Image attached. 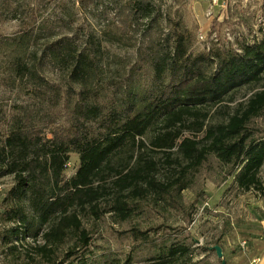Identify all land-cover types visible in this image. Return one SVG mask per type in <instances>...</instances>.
Masks as SVG:
<instances>
[{
    "label": "trees",
    "instance_id": "1",
    "mask_svg": "<svg viewBox=\"0 0 264 264\" xmlns=\"http://www.w3.org/2000/svg\"><path fill=\"white\" fill-rule=\"evenodd\" d=\"M58 1L0 0V17L18 23L17 76L26 79L41 100L49 95L47 90L56 92L48 88L47 78L40 70L43 66L64 71L70 83L80 89L79 103L70 114L68 127L45 130L35 121L22 118L0 148V166L16 181L11 192L14 203L3 214L4 220L15 226L0 232V255L5 257L8 253L7 244L30 237L25 201L42 227L54 221L43 233L41 253L51 252V243L63 244L70 235H78L87 247L90 239L81 220L69 212L74 207L94 205L103 197L93 184L109 172L117 177L114 186L118 196L113 210L123 219H128L131 211L128 194L143 199L154 193L158 200H166L173 191L187 189L185 179L211 156L236 169L235 181L242 191L255 190L264 198V134L256 136L259 132L252 126L255 119L264 116V87L223 121L208 123L214 107L264 79V37L258 42L243 43L238 51L217 53L215 72L205 75L200 68L214 62L212 55H190L187 32L181 31L180 24L173 23L168 30L162 27L164 14L157 0H78L122 34H131L139 41L138 70H150L153 75V86L143 108L139 109L133 101L138 96L128 93L119 107L107 110L97 100L98 90L92 86L105 56L101 40L88 26H80L72 19L59 17L46 26L40 22L38 10ZM27 47L31 49L30 64L22 60ZM158 123L162 130L151 142L152 151L172 155L177 150L187 162L181 175L167 184L158 182L156 164L144 156L137 158L131 168L114 170V157L131 144L142 151L143 137ZM185 131L194 138L185 137ZM71 154L79 156L80 168L66 180L64 174ZM137 234L147 236L146 232L132 230L133 238ZM12 248L18 250L15 244ZM78 248L75 246L68 257L77 256ZM189 254L186 246L161 248L157 264H187ZM76 259L72 264H89L87 258Z\"/></svg>",
    "mask_w": 264,
    "mask_h": 264
},
{
    "label": "rangeland",
    "instance_id": "2",
    "mask_svg": "<svg viewBox=\"0 0 264 264\" xmlns=\"http://www.w3.org/2000/svg\"><path fill=\"white\" fill-rule=\"evenodd\" d=\"M157 1L164 14L162 27L168 30L173 23H179L181 31L187 32L190 55H212L214 62L200 68L205 75L215 72L217 53L238 51L243 43L258 42L264 37V0H218V5L214 0ZM82 4L78 0H59L38 10L40 22L46 26L48 21L65 17L80 26H88L105 50L103 65L92 83L98 90L97 100L110 110L119 107L123 100H127L128 93H132L138 96L133 99L135 104L139 109L143 108L153 86V75L150 70H138L139 41L131 34H122L97 11ZM18 31V23L0 17V148L10 130L20 125L18 120L30 119L45 130L68 127L70 114L79 103V86L70 83L68 75L58 68L50 65L40 68L47 78L48 88L56 90L54 94L47 90L49 95L43 100L28 87L26 79L17 76ZM29 48L22 55L23 62L28 64L31 61ZM263 87L264 79L260 84L237 91L227 102L211 110L208 123L223 121ZM160 126L158 123L143 137L142 151L129 145L114 157L111 167L114 170L131 168L137 158L144 156L156 164L158 182L167 184L178 178L187 162L181 159L177 150L172 155L152 151L151 142L161 132ZM252 126L259 132L256 136L264 134V116L255 119ZM184 136L194 138L190 131H185ZM79 168V156L71 154L65 179L73 178ZM235 176V168L225 166L211 156L185 179L187 189L173 191L166 200H158L154 193H148L143 199H134L128 194L131 211L129 218L123 219L113 210L118 196L114 186L117 177L114 172H109L93 184V189L103 192V197L94 205L74 207L69 212L78 215L82 229L89 236V245L84 247L78 235H70L63 244L51 243V252L45 253H41L39 247L45 244L43 233L52 227L54 221L42 227L25 201L23 205L31 223L28 227L30 237L17 245L14 243L18 250H13L14 244H7L8 253L0 259L4 264H72L77 257L87 258L89 264H157L159 250L175 245L190 248L187 264H221L216 246L222 248L227 264H250L247 259L250 252L264 246V198L255 190L242 191ZM261 178L264 182V168ZM0 186L1 232L10 228L3 214L14 203L11 192L16 187L15 177L6 175L1 166ZM132 230L146 232L147 236L137 234L133 238ZM75 246L80 247L78 255L69 258L68 254ZM259 262L256 260L255 264Z\"/></svg>",
    "mask_w": 264,
    "mask_h": 264
},
{
    "label": "crops",
    "instance_id": "3",
    "mask_svg": "<svg viewBox=\"0 0 264 264\" xmlns=\"http://www.w3.org/2000/svg\"><path fill=\"white\" fill-rule=\"evenodd\" d=\"M257 251L252 250L250 252V255L248 256V261L250 264H255V261H260L259 264H264V246L263 247H257Z\"/></svg>",
    "mask_w": 264,
    "mask_h": 264
},
{
    "label": "water",
    "instance_id": "4",
    "mask_svg": "<svg viewBox=\"0 0 264 264\" xmlns=\"http://www.w3.org/2000/svg\"><path fill=\"white\" fill-rule=\"evenodd\" d=\"M215 251L217 253L218 258L222 259V263L221 264H227L226 261L223 259L224 254H223L222 248L219 247V246H216L215 247Z\"/></svg>",
    "mask_w": 264,
    "mask_h": 264
},
{
    "label": "built area",
    "instance_id": "5",
    "mask_svg": "<svg viewBox=\"0 0 264 264\" xmlns=\"http://www.w3.org/2000/svg\"><path fill=\"white\" fill-rule=\"evenodd\" d=\"M216 5H218L219 3H218V0H214L213 1ZM218 3V4H217ZM2 192V187L0 186V193ZM11 226H15V224L14 223H10V227ZM0 227H2V225H0ZM7 228L9 227V225L8 226H6ZM15 244L17 245L18 244V242H15ZM1 256V258H3V256L2 255H0ZM4 259V258H3ZM0 264H4L3 263V261L0 259Z\"/></svg>",
    "mask_w": 264,
    "mask_h": 264
}]
</instances>
